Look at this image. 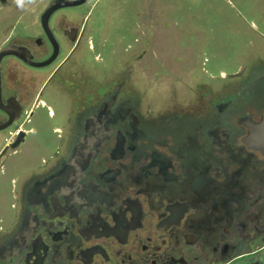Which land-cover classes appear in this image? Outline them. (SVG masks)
Instances as JSON below:
<instances>
[{
	"label": "flooded vegetation",
	"instance_id": "1",
	"mask_svg": "<svg viewBox=\"0 0 264 264\" xmlns=\"http://www.w3.org/2000/svg\"><path fill=\"white\" fill-rule=\"evenodd\" d=\"M53 16L52 64L25 62L52 56L44 31L1 63L0 264H264V60L221 70L197 105L156 118L123 85L96 98L85 79L81 99L78 76L60 77L73 98L56 123L43 87L32 96L16 72L52 80L64 44L82 46L76 28L58 39Z\"/></svg>",
	"mask_w": 264,
	"mask_h": 264
},
{
	"label": "rangeland",
	"instance_id": "2",
	"mask_svg": "<svg viewBox=\"0 0 264 264\" xmlns=\"http://www.w3.org/2000/svg\"><path fill=\"white\" fill-rule=\"evenodd\" d=\"M55 1L0 0V52L42 37L41 16ZM53 17L51 25L62 37L58 39L63 42L64 31L76 28L84 36L82 46L71 50L64 44L61 60L68 55L67 64L52 80L43 81L54 70L16 72L21 84L35 91L32 96L43 87L56 123L68 117L66 97L87 96L90 85L85 86V79L98 91L96 98L99 89L114 91L123 85L122 97L145 118H156L197 105L206 85L218 83L221 70L264 60V42L253 31L264 33V0H89ZM72 76H78L81 91L72 94V87L64 86L70 90L64 97L58 91L59 78L65 84ZM41 112L39 108L36 114ZM41 127L39 141L48 136V129Z\"/></svg>",
	"mask_w": 264,
	"mask_h": 264
},
{
	"label": "water",
	"instance_id": "3",
	"mask_svg": "<svg viewBox=\"0 0 264 264\" xmlns=\"http://www.w3.org/2000/svg\"><path fill=\"white\" fill-rule=\"evenodd\" d=\"M89 0H74V1H67V0H56L41 16V26L44 31V34L48 36L49 41L54 47V51L50 59L43 63H32L29 61H25L28 65L35 67V68H43L47 67L50 64H52L55 59L58 56V46L53 38L52 32L50 31L49 23L51 17L58 11L64 10V9H70V8H78L81 7L82 5L88 3ZM14 56L20 59H24L23 54L21 52H16L13 50H4L0 52V100H1V63L4 58ZM77 159V158H76Z\"/></svg>",
	"mask_w": 264,
	"mask_h": 264
}]
</instances>
